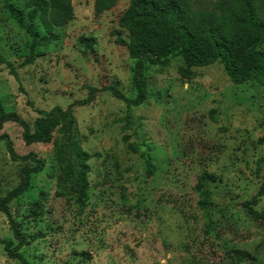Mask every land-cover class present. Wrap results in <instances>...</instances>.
Instances as JSON below:
<instances>
[{"label": "rangeland", "instance_id": "rangeland-1", "mask_svg": "<svg viewBox=\"0 0 264 264\" xmlns=\"http://www.w3.org/2000/svg\"><path fill=\"white\" fill-rule=\"evenodd\" d=\"M26 1L0 0V56L16 71L14 77L0 62L4 112L32 126L38 111L66 109L90 88L110 86L135 97L128 33L118 27L129 0L100 15L94 0H71L73 20L21 67L31 40L5 4L24 19ZM32 25L41 32L37 21ZM80 38L95 40L91 50ZM180 67L179 55L147 66L146 96L137 107L99 91L72 108L79 145L89 155L87 190L79 200L54 160L55 143L26 145L16 123L3 124L0 137H8L18 155L33 153L46 163L34 191L9 208L28 241L19 250L27 264H264V219L245 206L264 183V85H234L219 63L190 68L187 79ZM27 166L33 165L11 162L0 141V196L18 186ZM202 173L213 177L203 187L204 210L194 190ZM38 190L45 196L34 208ZM250 207L264 213V195ZM4 239L16 245L0 213ZM0 264L22 263L0 242Z\"/></svg>", "mask_w": 264, "mask_h": 264}, {"label": "trees", "instance_id": "trees-1", "mask_svg": "<svg viewBox=\"0 0 264 264\" xmlns=\"http://www.w3.org/2000/svg\"><path fill=\"white\" fill-rule=\"evenodd\" d=\"M118 1L120 0H94L95 14L111 10ZM5 8L31 40L28 55L21 67L31 65L40 56L39 48L58 39L56 29L68 25L74 18L71 0H27L24 3V19L12 4L6 3ZM34 21L40 24L41 32L34 29ZM118 27L128 33L126 48L133 64V99L125 98L110 86L100 90L90 88L84 100L75 101L66 109L54 107L49 111H38V117L32 126L16 114L4 112L0 105V129L3 124L13 122L21 128L24 144L55 143L54 160L78 200L84 197L87 190L89 155L79 145L72 108L87 105L95 93L109 92L128 107H137L146 96V67L156 66L173 55H179L183 60L184 67L178 69V74L183 79L191 78L187 71L190 68L219 63L234 85H243L249 81L264 85V52L260 50L264 45V0H129L128 8L118 20ZM79 43L86 50H91L95 40L80 38ZM117 43L125 44L120 39H117ZM0 62L16 77L11 63L1 56ZM0 141L5 143L11 162H30L33 165L22 168L18 186L5 196H0V213L6 217L16 245L10 239L0 242L10 259L27 264L19 250L28 241L20 234L19 224L10 215L9 208L34 191L36 178L46 170V163L33 153L18 155L12 142L4 135L0 137ZM142 158L146 163L147 174H151L153 167L149 158L145 154H142ZM212 181V176L202 173L194 188L200 195L198 206L202 210L207 206L203 187ZM262 195L264 183L257 195L245 204L253 218L264 219V213H257L250 207ZM44 196L38 190L30 205L36 208ZM235 254L242 256L240 252ZM84 256L88 257L86 254Z\"/></svg>", "mask_w": 264, "mask_h": 264}]
</instances>
